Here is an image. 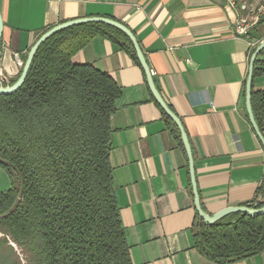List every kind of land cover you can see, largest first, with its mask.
Returning <instances> with one entry per match:
<instances>
[{"label": "crops", "instance_id": "1", "mask_svg": "<svg viewBox=\"0 0 264 264\" xmlns=\"http://www.w3.org/2000/svg\"><path fill=\"white\" fill-rule=\"evenodd\" d=\"M247 2L253 11L264 0ZM0 13V78L6 82L17 76L23 55L47 28L96 15L122 22L182 122L202 208L212 214L264 200L257 192L264 181V147L245 107L249 59L264 41V16L246 37L235 33L238 11L225 0H0ZM256 58L262 70L252 78V89L264 91V51ZM72 61L109 72L121 88L110 116V163L132 263L216 264L193 246L196 211L187 154L142 66L100 35ZM260 130L264 136V118ZM228 264H264V250Z\"/></svg>", "mask_w": 264, "mask_h": 264}, {"label": "trees", "instance_id": "2", "mask_svg": "<svg viewBox=\"0 0 264 264\" xmlns=\"http://www.w3.org/2000/svg\"><path fill=\"white\" fill-rule=\"evenodd\" d=\"M96 35L140 65L121 30L78 23L45 39L22 85L0 94V166L10 178L0 191V264H21L9 241L26 254V264H133L110 163V116L121 88L109 72L72 61ZM257 61L253 78L262 70ZM21 67L12 81L0 78V86L11 84ZM250 101L260 128L264 91L251 87ZM165 117L180 140L177 126ZM257 192L264 195V181ZM263 205L264 200L257 203ZM191 232L201 255L216 264L232 263L264 250V213L231 212L205 224L195 212Z\"/></svg>", "mask_w": 264, "mask_h": 264}, {"label": "water", "instance_id": "3", "mask_svg": "<svg viewBox=\"0 0 264 264\" xmlns=\"http://www.w3.org/2000/svg\"><path fill=\"white\" fill-rule=\"evenodd\" d=\"M83 22L104 23V24L110 25L112 27H115V28L121 30L123 33H125L129 37V39L132 43L133 49L135 51L136 57L139 60V63L142 66L143 71L145 73L147 85H148L153 97L155 98V100L159 104V106L162 108V110L165 112V114L172 119V121L175 123V125L177 126V128L179 130L180 137H181V140H182V143L184 145V148H185V151L187 154V158H188L190 182H191V189H192V194H193V204H194L195 211L197 212L199 218L202 219L205 224H209V223H212V222L218 220L219 218H221L222 216H224L228 213H231V212H242V213H245L249 216H255V215L264 213V205L261 207H250L248 205H229V206L223 207V208L215 211L212 214L206 212L202 208L201 203H200L198 189H197V184H196V180H195V175H194V164H193L190 144H189L186 132L183 128L182 122H181L180 118L178 117V115H176V113H174L170 109V107L168 106V104L163 99L162 95L160 94L158 88L156 87L153 76L151 74V69H150V67H149V65L145 59L144 53H143L142 49L140 48V45H139L135 35L126 25H124L120 21H117L115 19H112V18L106 17V16H98V15H96V16H84V17H78V18L62 21V22H59V23L47 28L45 31H43L35 39L33 44L29 47L27 54H26V58L22 63L21 71H20L18 77L11 84L6 85V86H0V94H11V93L15 92L22 85V83H23V81L27 75V72H28V69L30 67L34 53L37 50V48L40 46V44L45 39H47L50 35H52L53 33H55L56 31H58L62 28H65L67 26H71L74 24H78V23H83ZM2 29H3V21H2V16L0 13V39H1V35H2ZM262 48H264V41L260 42L250 55L248 72H247V77H246V81H245V107H246V111L248 114L249 121H250L256 135L258 136L259 140L261 141V143L264 147V136H263L255 118H254L252 108H251V101H250L254 61H255L256 56L258 55V53L261 51Z\"/></svg>", "mask_w": 264, "mask_h": 264}, {"label": "built area", "instance_id": "4", "mask_svg": "<svg viewBox=\"0 0 264 264\" xmlns=\"http://www.w3.org/2000/svg\"><path fill=\"white\" fill-rule=\"evenodd\" d=\"M228 7L238 11V16L234 22V31L237 35L248 36V32L252 25L259 19V17L264 16V3L258 5L257 8L249 9L247 0H225ZM242 11H251V15L243 14ZM246 205L250 207H257V203H247Z\"/></svg>", "mask_w": 264, "mask_h": 264}, {"label": "rangeland", "instance_id": "5", "mask_svg": "<svg viewBox=\"0 0 264 264\" xmlns=\"http://www.w3.org/2000/svg\"><path fill=\"white\" fill-rule=\"evenodd\" d=\"M22 63H21V65H22ZM9 186H10L9 175L6 172V170L0 166V191L7 189ZM1 235H2V233L0 232V236ZM9 243H11L13 245L14 249L16 250V252L20 258L21 264H26V260H25L26 254L22 251V249L20 247H18L12 241H9Z\"/></svg>", "mask_w": 264, "mask_h": 264}]
</instances>
